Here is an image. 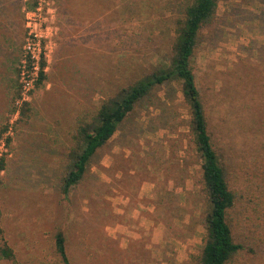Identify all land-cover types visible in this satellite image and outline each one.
I'll return each instance as SVG.
<instances>
[{
    "label": "rangeland",
    "instance_id": "obj_1",
    "mask_svg": "<svg viewBox=\"0 0 264 264\" xmlns=\"http://www.w3.org/2000/svg\"><path fill=\"white\" fill-rule=\"evenodd\" d=\"M191 1L0 0V128L8 126L0 243L19 264H63L58 231L70 264H197L205 192L186 150L190 115L177 82L153 88L82 180L66 195L61 189L79 122L168 61L175 19ZM41 52L46 78L25 90L36 78L27 56ZM191 67L228 186L247 192L248 213L231 222L245 246L237 264H264V0H219ZM24 101L28 118H20Z\"/></svg>",
    "mask_w": 264,
    "mask_h": 264
},
{
    "label": "trees",
    "instance_id": "obj_2",
    "mask_svg": "<svg viewBox=\"0 0 264 264\" xmlns=\"http://www.w3.org/2000/svg\"><path fill=\"white\" fill-rule=\"evenodd\" d=\"M70 1V0H66ZM87 2V0H82ZM219 0H192L175 19L174 39L168 61L154 66L131 82L117 87L104 97L96 112L88 120L82 119L72 134L70 170L62 179L63 194L79 183L84 177L90 159L116 132L119 124L132 112L135 105L150 94L153 88L168 82H177L183 101L186 103L190 118L188 120L187 153L199 163L200 182L205 192L206 210L204 216L205 236L198 255L197 264H237V257L245 246L235 239L233 214L248 213L240 202L247 192L229 188L225 178L224 166L214 147L210 135L206 110L195 83L191 67V58L197 45L200 31L211 24L215 17ZM31 60L28 59V68ZM46 60L41 53L38 64L35 87H39L46 78ZM20 98V90L14 94L13 101ZM29 103L23 102L20 118L29 117ZM11 110L10 116L15 113ZM8 130L0 128V137ZM10 138H7L9 143ZM5 168V159L0 157V173ZM1 181V176H0ZM245 194V195H244ZM251 201V200H249ZM240 202V203H239ZM241 209V210H240ZM245 211V212H244ZM1 216V214H0ZM245 219H251L245 215ZM0 225V236L2 237ZM55 250L63 264H70L65 248V236L58 231L55 234ZM0 260L19 264L13 249L2 238Z\"/></svg>",
    "mask_w": 264,
    "mask_h": 264
},
{
    "label": "built area",
    "instance_id": "obj_3",
    "mask_svg": "<svg viewBox=\"0 0 264 264\" xmlns=\"http://www.w3.org/2000/svg\"><path fill=\"white\" fill-rule=\"evenodd\" d=\"M42 53V52H41ZM41 53H39V54H37V55H33L32 54V56L29 54L28 56H27V58L29 59L30 58V60H31V67H30V69L28 68V60H27V69L29 70V71H31V72H33V73H36V78H37V71H38V64H39V58H40V54ZM32 57V58H31ZM23 73V72H22ZM24 75H25V71H24ZM36 78H35V80H36ZM27 79V78H26ZM35 80H33V78H32V80L31 79H29V80H25V82H24V84H23V88L25 89V90H27L28 89V86L29 85H33L34 86V82H35ZM34 81V82H33Z\"/></svg>",
    "mask_w": 264,
    "mask_h": 264
},
{
    "label": "crops",
    "instance_id": "obj_4",
    "mask_svg": "<svg viewBox=\"0 0 264 264\" xmlns=\"http://www.w3.org/2000/svg\"><path fill=\"white\" fill-rule=\"evenodd\" d=\"M14 94H15V92H14Z\"/></svg>",
    "mask_w": 264,
    "mask_h": 264
}]
</instances>
